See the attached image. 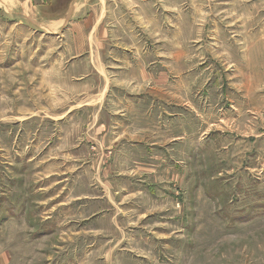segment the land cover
Instances as JSON below:
<instances>
[{
  "label": "rangeland",
  "instance_id": "1",
  "mask_svg": "<svg viewBox=\"0 0 264 264\" xmlns=\"http://www.w3.org/2000/svg\"><path fill=\"white\" fill-rule=\"evenodd\" d=\"M0 264H264V0H0Z\"/></svg>",
  "mask_w": 264,
  "mask_h": 264
}]
</instances>
